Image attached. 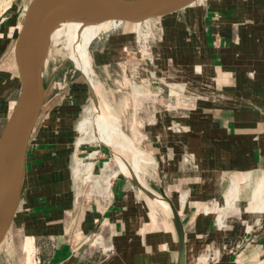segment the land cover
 <instances>
[{
  "label": "crops",
  "instance_id": "1",
  "mask_svg": "<svg viewBox=\"0 0 264 264\" xmlns=\"http://www.w3.org/2000/svg\"><path fill=\"white\" fill-rule=\"evenodd\" d=\"M185 20L188 36H180L179 40H189L193 56L189 68L197 82L191 89L197 106L184 126L190 129L191 140L196 143V150L189 151L201 149L206 154V163L198 164L201 171L207 172L202 175L200 170L185 168L179 155L173 159L168 147L172 144L173 154L183 153L182 135L173 134L172 143L165 147L163 143L167 144L170 137L164 121L157 133L161 142H149L145 149L158 162V179L154 180L158 192H154L161 196L164 191L180 215L185 228V264H199L189 259L188 231L193 227L206 238L192 243L193 260L203 254V249L216 250L209 257L212 259L227 249V259L220 264H258L264 259V0H210ZM197 79H204V85L197 86ZM80 104L77 98L68 96L59 107L49 109L46 116L40 114L29 146L19 222L27 225V220L34 219L31 227L35 230L36 249L50 251L43 260L45 264H151L145 253L135 260L133 250L148 251V235L160 226L155 215L153 226L148 225L146 216H150L151 207L147 205L146 212L143 210L124 178L115 180L110 201L95 200L86 208L81 202L75 204L69 182L68 194L60 198L47 194L52 184L64 183L71 177ZM12 112L13 109L1 118L0 143ZM172 125L182 126L173 121ZM194 165L197 170L198 165ZM58 172L60 180L56 179ZM182 185L188 187L186 191L181 190ZM216 202L221 204L218 214L207 207ZM244 223L249 224V230ZM223 227L233 228L223 235L227 247L220 243ZM173 228L177 256L159 250L156 255L164 264H179L174 223L169 233ZM167 239L173 241L170 235Z\"/></svg>",
  "mask_w": 264,
  "mask_h": 264
},
{
  "label": "rangeland",
  "instance_id": "2",
  "mask_svg": "<svg viewBox=\"0 0 264 264\" xmlns=\"http://www.w3.org/2000/svg\"><path fill=\"white\" fill-rule=\"evenodd\" d=\"M27 1L28 0H0V121L2 116H8L13 109V94L11 91L13 84V78L11 76H13V73L9 64L10 48L13 42L12 28L14 25L17 26L21 17V7L26 5ZM6 4H11V7L8 9L5 8ZM139 25L140 24L125 25L127 27H135L136 29L120 28L119 30L112 31L123 26L118 24L117 27L107 31L109 33L105 32L93 40L89 52L93 70L96 74L94 80L100 85L102 97L110 105L112 104V108L114 107L113 109L118 114L117 116L119 119L121 118L120 124L122 129L130 137L131 141H134L132 144L145 151L154 162L150 166H142L145 169L141 168V171L143 170V173H141V180H143L151 190L157 193L156 182L154 183V180L158 179L159 174V170L157 171V158L154 155L151 156L145 149L149 142H154V140H159L161 142V137H158L157 133L160 128H163L162 123H164V121L166 122V131L169 133L168 135L170 137V141L167 142V144L163 143L164 146L172 143L174 139L173 134L182 135L183 153L173 154L172 144L168 147V150L172 151L171 156H174L173 159L179 155L185 168L190 167L193 169L191 171L194 172L200 170V173L204 175L207 171H201L198 163L199 161L202 165L206 163L203 160L206 154L200 148L198 152L189 151L190 148L196 150V143H193L195 141L191 140L192 136L189 135L190 129H186L184 126V123L191 116L190 113L194 111L197 106L196 97L194 96L195 91L192 90L194 84L197 83L196 76L193 74L192 68H189L191 63L190 60L191 58L193 59L189 48V40L186 38H184V41L179 40L180 36H188L187 34L185 35V33H187L186 30H188V28L185 29L187 27L186 20L181 16L175 20H155L149 25L137 29ZM49 36L51 35L49 34ZM59 48L61 47L59 46L56 48L50 45V49L46 54H49L46 57L48 61L45 63V69L41 72V77L42 74H44L43 80L45 86L52 83L40 114L46 116L47 113L51 112L48 110L52 108V110H54V108L59 107L62 99L65 97L74 96L77 98L81 104L77 109L79 119L76 124L78 131L76 141L83 140V143L86 144L83 148L81 147L82 149H80L78 153L86 147L88 150L92 151L96 149L100 143L92 141L91 144L89 142L91 140L90 138H92L91 134L86 136L85 134H81L78 130L79 124L91 114V103H93L92 87L85 80V75L79 72L75 68L73 62L68 58L67 51L63 48ZM197 81V86L200 87L204 85L202 82L204 79H197ZM201 82L203 83L202 85H200ZM206 88L207 87L204 89ZM208 89L212 91L210 88ZM135 98L139 101L137 102ZM198 107H203V105L198 104ZM172 121L178 122V125L180 124L182 126L176 128L172 125ZM179 141L180 140H178V144ZM101 149L105 156L99 159V161L108 160L107 158L112 156L111 153H109L104 145H101ZM84 156L85 155L82 154L79 157L82 158ZM73 157L74 155L71 158V162H74ZM173 159H171V161ZM192 160L198 165L197 170H195L196 166ZM110 166L116 168L117 171L119 170L114 160L111 161ZM188 171L189 170H186V172ZM119 174V178H124L126 184L133 188L131 192L136 194L138 197V204L141 205L146 212L148 203L146 202L145 196L134 187L129 181V178L123 176L120 172ZM70 176L69 180L64 183L52 184L50 188H48L47 194H49L50 197L56 196V198H60L61 195L69 193L68 187L70 184V194L75 196L80 189H82L80 192L84 194L88 185L84 186L83 182L76 179L74 180L72 175ZM56 179L60 180L59 172L57 173ZM67 182L70 184L68 185ZM166 184L170 185L169 179L166 181ZM187 188L186 185L181 186L182 191H186ZM262 191L264 199V185L262 186ZM42 192L45 194V191ZM25 200V202H27V198ZM79 202L83 203L85 208L92 203H87L83 197L80 198ZM158 207L154 204V207L152 205L149 211L152 215L156 216L160 228H158V231H150L148 235V240L150 241L147 249L148 251L143 250V252L140 253L141 251H139V249L133 250L135 260H140V254L145 253L149 263L164 264L159 257L160 255H156L159 253V250L162 249L164 252L170 253V256L172 252V257L176 258L177 256V239L174 234V228L173 232L169 233L171 225L173 227L172 218L168 216L167 212H164ZM208 208H210V211L213 208L217 214L221 212V204L219 202H216L212 206H208ZM151 213L149 214L147 212L149 215H151ZM30 214H32L30 216H35L33 213ZM151 216L148 218L146 216V219L148 225L152 227L153 221ZM168 217L171 219H168ZM19 219L20 218L16 217L0 250V264H45L43 260L49 257L50 251L39 252L36 249L34 243L36 241V235L34 234L35 230L31 227L34 225V219L27 220V225L23 222H19ZM218 222L220 223V218ZM214 224L217 229L216 220ZM229 224L232 223L229 222ZM244 225L245 228L248 227L249 230V224L244 223ZM188 226L190 228L189 224ZM230 228L231 227H223L221 229V236L233 230V228ZM188 233L191 234L188 242L189 259L191 261H196L201 264L207 260L208 264H220L227 259L225 257L226 254H228L227 249L222 251L224 253L222 256H215L212 259L209 257L213 256L216 250L207 248L203 249V251L201 250L203 254L193 260L190 255L192 243L196 241L203 242L206 238L204 237V233H196L194 227L193 229L190 228ZM169 235L173 237L172 242H168L167 238H169ZM212 236L211 234L210 239ZM210 239H208V241ZM221 240V245L227 247L228 245L225 243L226 238L223 236ZM206 262H204V264Z\"/></svg>",
  "mask_w": 264,
  "mask_h": 264
},
{
  "label": "water",
  "instance_id": "3",
  "mask_svg": "<svg viewBox=\"0 0 264 264\" xmlns=\"http://www.w3.org/2000/svg\"><path fill=\"white\" fill-rule=\"evenodd\" d=\"M115 1L28 0L17 26L13 29V42L10 48L9 59L13 73V76H11L13 78L11 87L13 94V112L6 135L0 143L1 146L6 141L5 194L0 202V250L15 222L22 203L27 183L30 141L52 83L46 86L44 85V74H42L41 78L39 77L37 79L32 75L26 76L23 70L22 49L27 42L37 34L53 32L60 25L75 21V19L92 20L93 23L123 25L112 31L119 30L120 28L136 29L135 27L125 26L132 24H140L137 28L139 29L155 20H175L181 16L187 19L204 7L210 0H138L126 10L111 15L106 14V11L112 8V4ZM86 4H94L98 11L89 12L81 10L78 7ZM84 78L91 86L89 80L85 76ZM104 146L112 156H115V152L112 149L106 145ZM129 180L142 195L156 201V204L162 210L165 211L164 203L169 205L172 213V221L178 234L179 264H185V228L178 211L166 198L164 191L159 196L151 190L150 192L147 191L135 179L129 178Z\"/></svg>",
  "mask_w": 264,
  "mask_h": 264
},
{
  "label": "bare ground",
  "instance_id": "4",
  "mask_svg": "<svg viewBox=\"0 0 264 264\" xmlns=\"http://www.w3.org/2000/svg\"><path fill=\"white\" fill-rule=\"evenodd\" d=\"M136 1L138 0H116L112 4V8L106 11V14L111 15L119 11L126 10ZM10 7L11 4H6L5 6L7 9ZM78 7L81 10H86L89 12L98 11L94 4L80 5ZM117 26L118 24L93 23L92 20L75 19V21H70L60 25V27L53 32L37 34L30 41H28L22 49L23 70L26 76L32 75L36 77V79L39 77L41 78V72L45 69V63L48 61V58L46 59V57L49 54H46L50 49V45L56 48L60 46L61 48L59 49L63 48L66 50L68 58L73 62L75 68L81 71L91 83L93 92V103H91L92 105L90 112L91 114L79 124V132L81 134H85L86 136L91 134L92 138H90V143L95 141L100 143V145H106L112 149L115 152V156H113V158L118 166V171L127 178L135 179L143 188L150 192L151 189L143 180H141V173H143L141 168H144L142 167L144 165L150 166L154 162L145 151L141 150L137 146L135 147V145L132 144L134 141H131L130 137L121 127V118L119 119L117 116L118 114L113 109L114 107L112 108V104L110 105L102 97L100 85L94 80L96 74L94 73L91 62V56L89 52L90 45L98 36ZM49 34L51 36H49ZM83 142V140H78L77 146L84 144ZM5 145L6 141H4L0 147V202L5 194ZM97 152L98 150L89 155L88 159L90 163L86 166L80 159H76V157H74L73 172L75 178H81L79 173L84 169H86V171L92 169L93 161ZM86 181L87 178H84L83 182ZM104 192L109 195L111 194L108 193V187L104 189ZM236 193L238 194V192ZM145 198L147 199L146 201L149 203L148 205L151 208L154 204L159 206L156 204V201L151 200L148 197ZM164 206L165 212L171 213V208H169V205L164 203ZM170 216L171 215L169 214V217ZM151 217H153V215ZM154 222L156 223V220ZM258 264H264V260L258 262Z\"/></svg>",
  "mask_w": 264,
  "mask_h": 264
},
{
  "label": "built area",
  "instance_id": "5",
  "mask_svg": "<svg viewBox=\"0 0 264 264\" xmlns=\"http://www.w3.org/2000/svg\"><path fill=\"white\" fill-rule=\"evenodd\" d=\"M21 13L20 16L23 14L26 5H24L23 7H21ZM86 144H81L79 146H77V141H76V150L74 152V157H76V159H80L83 164L88 165L90 163L88 157L91 153H93L94 151L98 150L97 154L95 155V159L93 161V167L92 169H89L88 171H86V169H84L83 171H81L79 173V176L82 178H75L74 177V169H73V165L71 168V175L72 178L78 181L83 182L84 178H87L86 182H83L84 186L88 185V188L86 189V192L84 194H82V192H80L82 189L79 190V192H77V194H75L74 196V202L75 204L79 203V200L81 197L85 198V201L88 202H93L95 200H101L103 202H107L110 201V197L112 196V188H113V184L115 182V180H117L119 178V172L116 170V168H113L110 166V163L112 160H114L113 156H111L110 158L108 157V160H100L102 159L105 154H103L102 149H101V145L99 144V146L90 151L88 150V148L86 147L85 149H83L82 151H80V153H78V151L80 149L83 148V146H85ZM82 147V148H81ZM84 154V157H79L80 155ZM73 157V158H74ZM115 161V160H114ZM108 187V193H111L110 195L104 192V189ZM212 206V205H210ZM208 207V206H207ZM94 236L97 238V236L94 234Z\"/></svg>",
  "mask_w": 264,
  "mask_h": 264
}]
</instances>
